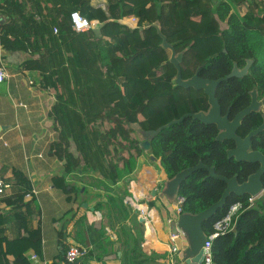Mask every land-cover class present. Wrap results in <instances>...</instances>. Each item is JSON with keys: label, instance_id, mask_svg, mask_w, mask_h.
<instances>
[{"label": "trees", "instance_id": "trees-1", "mask_svg": "<svg viewBox=\"0 0 264 264\" xmlns=\"http://www.w3.org/2000/svg\"><path fill=\"white\" fill-rule=\"evenodd\" d=\"M0 6L8 16L0 27V65L11 67L6 52L21 51L25 57L17 66L37 73L40 89L55 91L50 115L58 139L50 151L64 166L61 175L51 177L63 196V212L54 218L60 223L59 233L66 236L69 224L85 222L84 216L76 218L73 211L83 186L84 194L92 190L94 210L105 219L99 229L89 225L77 234L73 245L87 248L77 264H89L93 259L103 263L102 258L117 256L118 251L120 264H156L166 252L143 251L144 223L125 201L131 194L127 184L144 153L135 130H154L185 113L206 111L208 103L202 90L175 84L176 69L168 61L171 52L161 47L160 36L149 25L158 23L175 50L184 51L180 63L183 79L198 67L200 77L217 79L229 74L234 62L242 68L245 59H252L247 75L222 81L216 89L222 112L229 107L232 118L249 104L251 89L264 95V0H105L104 5L92 0H0ZM73 11L97 20L98 26L74 31L70 23ZM124 17H134L135 24L123 23ZM185 20L203 23L202 32L196 33ZM260 123V114L251 112L237 134L244 137ZM217 133L214 124L185 117L152 138L148 155L159 161L166 179L201 161L217 174L231 177L237 173L240 182L245 180L258 164L228 158L226 150L234 142L216 141ZM251 149L264 154V135L252 138ZM6 181L21 186L6 198L16 209L18 224L25 216L23 200L31 186L18 169ZM262 182L264 186V174ZM225 187L224 181L209 177L200 168L180 184L175 200L182 201L175 203L181 212L195 214L216 202ZM247 198V194H231L216 214L203 221V231L211 237L212 264H264V188L254 204L237 217L233 230L214 235L213 222L232 203ZM161 199L168 203L161 202L165 208L162 221L167 226L172 203ZM140 201L155 208L158 198ZM105 226L116 232L115 240L106 235ZM42 239L41 225L7 238L0 248V264H31V253L42 258ZM92 243L98 255L90 249ZM68 247L62 243L46 264H76L65 260Z\"/></svg>", "mask_w": 264, "mask_h": 264}, {"label": "crops", "instance_id": "crops-1", "mask_svg": "<svg viewBox=\"0 0 264 264\" xmlns=\"http://www.w3.org/2000/svg\"><path fill=\"white\" fill-rule=\"evenodd\" d=\"M92 3L104 5L105 0H92ZM51 16L53 15L50 14L49 17ZM7 19L4 7L0 6V22L3 21L1 25ZM11 52L17 54L18 62L10 63L11 67L3 65L7 70L8 77L0 84V174L8 180L12 177L13 170L18 169L22 180L29 182L31 190H35L36 194L31 198L24 197L22 211L25 216L19 218L18 224L15 223L16 209L13 204H9V200L6 198L14 190L19 191L21 186L10 185L0 196V248H4V241L7 238L15 237L19 232L22 233L41 225L43 232L42 258L31 259V264H46L58 254L62 243L69 246L77 244L76 236L79 232H83L89 225L99 229L105 224V219L99 211L94 210L93 205L96 199L91 193L92 190L90 189L87 194H84L82 193L83 186L73 211L76 212V218L84 216L85 222L69 224L66 236L59 233L60 223L54 221V218L63 212V196L51 183V177L61 175L64 172V166L63 161L52 157L50 151L52 143L58 139L54 120L50 115L51 107L55 102V91L40 89L36 82L37 73H28L17 66L23 61L25 54L16 50L6 52V56ZM1 54L0 48V56ZM144 153L148 154V151ZM155 163L160 166L158 160ZM133 177L132 180L130 179V188L128 186L130 193L134 191L139 200L149 201L156 197L157 191L160 189L159 183L166 178V174L161 167L157 169L153 168L151 164H147L144 154H142ZM152 189L156 190L155 195L151 194ZM158 199L161 200L160 203H163L162 199ZM82 202L87 205L83 206ZM143 205L152 209L154 215L152 231L151 229L146 231L144 228L143 251L147 253L153 250L166 252L164 257L157 259L156 264H167L166 255L169 245H171L168 225L163 224L162 215L155 208L148 207L145 202ZM171 206V211L174 212L175 203H172ZM163 214L165 215V211ZM36 215H39V218L35 217ZM105 230L106 235L112 240L117 238L114 230L108 226H105ZM175 244L179 248L186 245L184 238L180 236L176 237ZM90 249L94 255L99 254L94 243L90 245ZM119 254L117 253V256L111 254L102 258L103 263L93 259L89 261V264H120Z\"/></svg>", "mask_w": 264, "mask_h": 264}, {"label": "water", "instance_id": "water-1", "mask_svg": "<svg viewBox=\"0 0 264 264\" xmlns=\"http://www.w3.org/2000/svg\"><path fill=\"white\" fill-rule=\"evenodd\" d=\"M1 23H3V21L0 22V25ZM149 26L156 29L157 34L161 38V47L169 49L171 52L168 61L176 69L174 78L175 84L183 88L202 90L207 96L208 109L206 111L200 110L198 112L185 113L179 118L172 119L154 130H142L137 128L135 132L139 139V147L144 152H147L150 149V141L163 128L170 126L173 123H178L185 117H191L192 119L199 120L205 124H214L218 130V133L214 138L216 141L232 140L234 142V147L226 150L228 158H234L236 161L259 163V168L254 173L250 174L245 181L239 183L236 176L227 178L216 174L213 167L206 166L199 161L193 166H189L178 171L173 177L168 179L165 178L159 191H157L156 195L158 198L161 199L164 197L169 202L174 203L180 184L193 171L200 168H205L208 171L209 177L220 179L226 183V187L220 198L216 202L210 204L207 208L195 214L186 212L176 213L174 210L173 215L167 221L169 235L172 233L176 236L183 237L185 240L186 245L179 248L180 256L178 261L183 264H201L202 245L207 238V235L202 228L203 221L210 219L214 214H216L217 210L225 205L227 198L231 194H235L237 196L247 194L258 197L263 192L264 186L262 182V175L264 174V155L257 150H251L250 144L252 137L264 131V116L262 123L257 128L248 132V134L244 137L237 135L236 130L247 115L253 111H258L259 106L264 105V97L259 101L257 99V91L254 87L250 91L251 101L249 105L237 112L232 119H229L227 113H221V107L216 98V89L222 81L231 77H242L247 75L252 59H245V65L242 68H239L237 63L234 62L230 73L217 79H206L200 77L198 75L199 67L196 68L191 77L183 79L181 75L180 63L183 59L184 51L177 52L175 50V48L167 41L166 36L161 32L158 23L154 22ZM16 56L17 54L15 52H11L6 56L5 60L8 63H16L18 62V58H16ZM151 157L153 158V156ZM82 190L83 188H81V191ZM155 193L156 190L152 189L151 194L155 195ZM82 205L86 206L87 204L83 203ZM138 219L140 222H143V217L139 216ZM80 261L81 259L77 260L76 264Z\"/></svg>", "mask_w": 264, "mask_h": 264}, {"label": "built area", "instance_id": "built-area-1", "mask_svg": "<svg viewBox=\"0 0 264 264\" xmlns=\"http://www.w3.org/2000/svg\"><path fill=\"white\" fill-rule=\"evenodd\" d=\"M123 23L127 24L128 26H133L135 24V18L134 17H124L121 20ZM70 23L71 27L74 31L79 32L82 30H87L91 28H96L98 26L97 20H88L86 19L79 11H73L70 13ZM58 29L56 27L53 28V32L57 33ZM8 77V73L6 68L3 65H0V84L3 83ZM10 187V184L5 180V178L0 174V196L3 195L6 189ZM34 194H36L35 190H31L30 192H27L25 194V197H32ZM256 196H250L248 195V198L246 201H237L235 203H232L228 209L225 215H223L221 218L217 219L213 222V229H214V235L216 234H224L226 232H229L233 230L236 219L240 215L242 211L245 209L251 207L255 200ZM125 201L131 205V207L138 212V217H143V223L144 228L146 231H148V227L150 226V229L152 231V209H148L145 205L143 207V202H141L138 198V196L134 193V191L131 193L130 196H126ZM175 212L180 213L181 209L178 206V203L175 206ZM176 235L170 234V244L167 252L166 261L167 264H183L180 263L179 260V247L176 246L175 240ZM87 253V248L78 246V245H70L66 252H65V260L68 262H75L79 259H81L85 254ZM31 259L37 260L39 257L32 253L30 255ZM201 264H212V256H211V237L207 236L205 239L203 245H202V262Z\"/></svg>", "mask_w": 264, "mask_h": 264}, {"label": "rangeland", "instance_id": "rangeland-1", "mask_svg": "<svg viewBox=\"0 0 264 264\" xmlns=\"http://www.w3.org/2000/svg\"><path fill=\"white\" fill-rule=\"evenodd\" d=\"M186 21V20H185ZM186 24L189 26V27H191L196 33H201L202 32V29H203V26H204V24L203 23H195V22H192V21H190V20H187L186 21ZM223 25H221V27H222ZM144 154V157H145V160H146V163L147 164H151L152 165V167L153 168H157V169H159L160 168V166H157L156 165V161H154V159L151 157V155H148L147 153H143ZM134 177H132V179H133ZM128 181V180H127ZM130 183V182H129ZM127 184L128 186L131 184ZM83 188V187H82ZM129 188H130V186H129ZM81 191V190H80ZM263 193V192H262ZM262 194H260L257 198H259L260 196H261ZM160 201L161 200H159L158 199V201H156L155 202V205H154V207H155V209L158 211V213L159 214H162L163 213V211L165 210V208L162 206L163 204H161L160 203ZM163 201V203L164 204H168V203H166V201L165 200H162ZM174 203H175V200H174ZM171 208H172V206H171ZM166 257H167V255H166Z\"/></svg>", "mask_w": 264, "mask_h": 264}, {"label": "flooded vegetation", "instance_id": "flooded-vegetation-1", "mask_svg": "<svg viewBox=\"0 0 264 264\" xmlns=\"http://www.w3.org/2000/svg\"><path fill=\"white\" fill-rule=\"evenodd\" d=\"M255 89H256V88H255ZM251 90H252V89H251ZM251 90H250V91H251ZM256 91H257V90H256ZM248 93H249V92H248ZM249 96H250V98H249V103H250V101H251V95L249 94ZM263 97H264V95L261 96V95H259V93L257 92V99H258L259 101L262 100ZM247 105H249V104H247ZM247 105H246V106H247ZM246 106H245V107H246ZM220 107H221V106H220ZM239 111H240V110H239ZM239 111H238V112H239ZM253 112H254V111H253ZM255 112H258V113L260 114V116H261V123H262V119H263V116H264V105H260V106H259V110H258V111H255ZM221 113H222V114H226V113H227L229 119H232V118L235 116V115H234L232 118H230V108H229V107L226 108L225 112H222V108H221ZM247 116H248V115H247ZM261 123H260V124H261ZM240 125H241V124H240ZM238 128H239V127H238ZM238 128H237V129H238ZM256 128H257V127H256ZM254 129H255V128H254ZM252 130H253V129H252ZM250 131H251V130H250ZM250 131H249V132H250ZM236 133H237V130H236ZM247 134H248V133H247ZM237 135H238V134H237ZM258 135H259V136H260V135H264V131L260 132V133L257 134L256 136H258ZM245 136H246V135H245ZM252 138H253V137H252ZM252 138H251V141H252ZM233 147H234V144H233V146H232L231 148H233ZM228 149H230V148H228ZM250 149H251V144H250ZM251 150H253V149H251ZM257 151H259V150H257ZM259 152H260V151H259ZM260 153H262V152H260ZM262 154H263V153H262ZM263 155H264V154H263ZM233 159H234V158H233ZM234 160H235V159H234ZM238 162H240V161H238ZM244 162H245V161H244ZM249 163H253V162H249ZM256 164H258L257 168H256L255 170L251 171V173H249V174L247 175V177H248L250 174L254 173V172L259 168V163H256ZM215 173H216V172H215ZM216 174H217V173H216ZM219 175H220V174H219ZM222 176H223V175H222ZM233 176H236V179L238 178V174H237V173H235ZM224 177H225V176H224ZM231 177H232V176H231ZM231 177H227V178H231ZM247 177H246V179H247ZM246 179H245V180H246ZM245 180H243V181H245ZM237 181H238L239 183L243 182V181L240 182L238 179H237ZM225 184H226V183H225ZM181 201H182V200H181L180 198H177V199L175 200V202H178V203H180ZM175 205H176V203H175Z\"/></svg>", "mask_w": 264, "mask_h": 264}, {"label": "bare ground", "instance_id": "bare-ground-1", "mask_svg": "<svg viewBox=\"0 0 264 264\" xmlns=\"http://www.w3.org/2000/svg\"><path fill=\"white\" fill-rule=\"evenodd\" d=\"M150 229V226L148 227V230Z\"/></svg>", "mask_w": 264, "mask_h": 264}, {"label": "clouds", "instance_id": "clouds-1", "mask_svg": "<svg viewBox=\"0 0 264 264\" xmlns=\"http://www.w3.org/2000/svg\"><path fill=\"white\" fill-rule=\"evenodd\" d=\"M76 262V261H75Z\"/></svg>", "mask_w": 264, "mask_h": 264}]
</instances>
